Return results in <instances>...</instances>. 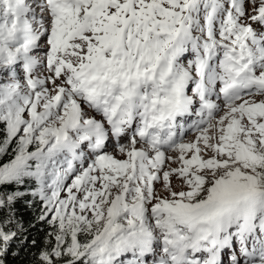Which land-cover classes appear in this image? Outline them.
Masks as SVG:
<instances>
[{"label":"snow or ice","instance_id":"1","mask_svg":"<svg viewBox=\"0 0 264 264\" xmlns=\"http://www.w3.org/2000/svg\"><path fill=\"white\" fill-rule=\"evenodd\" d=\"M264 264V0H0V264Z\"/></svg>","mask_w":264,"mask_h":264},{"label":"trees","instance_id":"2","mask_svg":"<svg viewBox=\"0 0 264 264\" xmlns=\"http://www.w3.org/2000/svg\"><path fill=\"white\" fill-rule=\"evenodd\" d=\"M26 259H27V253L21 252L20 256L15 260L9 257V264H24Z\"/></svg>","mask_w":264,"mask_h":264}]
</instances>
